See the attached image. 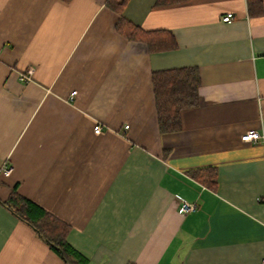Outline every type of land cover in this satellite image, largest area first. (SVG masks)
Segmentation results:
<instances>
[{"label": "crops", "instance_id": "1", "mask_svg": "<svg viewBox=\"0 0 264 264\" xmlns=\"http://www.w3.org/2000/svg\"><path fill=\"white\" fill-rule=\"evenodd\" d=\"M157 1L128 0L122 17L170 31L176 50L118 33L109 0H0V170L13 168L0 175V264H66L4 206L14 190L69 224L89 264H264V144L242 141L264 135V13ZM188 67L199 106L161 133L152 75ZM202 169L216 189L192 176Z\"/></svg>", "mask_w": 264, "mask_h": 264}, {"label": "trees", "instance_id": "2", "mask_svg": "<svg viewBox=\"0 0 264 264\" xmlns=\"http://www.w3.org/2000/svg\"><path fill=\"white\" fill-rule=\"evenodd\" d=\"M128 0H109L107 6L120 16L116 30L130 41L146 44L150 53H162L178 48L175 36L166 30L146 31L122 17ZM187 0H158V4H175ZM252 16H262L263 0H247ZM152 84L156 101L158 124L161 133H175L182 129V114L199 106L201 86L198 69L178 68L154 72ZM208 188L216 189L217 171L202 169L192 173ZM15 216L30 225L66 264H89L88 259L77 252L68 242L71 227L66 222L38 207L31 200L14 190L10 199L3 203ZM133 264V263H128Z\"/></svg>", "mask_w": 264, "mask_h": 264}, {"label": "built area", "instance_id": "3", "mask_svg": "<svg viewBox=\"0 0 264 264\" xmlns=\"http://www.w3.org/2000/svg\"><path fill=\"white\" fill-rule=\"evenodd\" d=\"M234 19V16L232 14H228L223 17V22L229 23ZM34 74V69H29L26 74L21 76V80L24 82H28L31 80L32 76ZM76 93H73L75 95ZM126 129L129 128V126L125 127ZM103 128L102 125L99 123L96 125L94 131L96 134H100L102 132ZM242 141L245 143H258L262 142L264 144V135H261L256 130H251L247 132L245 135L242 136ZM13 172V168L11 166H5L0 170V175H3L5 177H9ZM197 210V206L195 204H190L188 202H184L182 205V212L184 214L195 212Z\"/></svg>", "mask_w": 264, "mask_h": 264}]
</instances>
